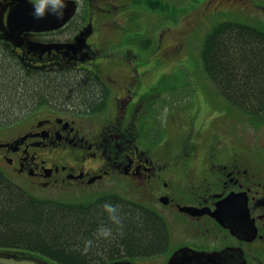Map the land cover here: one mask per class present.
I'll list each match as a JSON object with an SVG mask.
<instances>
[{"label":"flooded vegetation","instance_id":"flooded-vegetation-1","mask_svg":"<svg viewBox=\"0 0 264 264\" xmlns=\"http://www.w3.org/2000/svg\"><path fill=\"white\" fill-rule=\"evenodd\" d=\"M131 1L65 0L62 19H70L64 26L18 27L14 35L7 17L19 2L0 0V16L5 19L0 40H6L1 43L27 72L88 74L103 93L97 106L37 101L23 119L10 126V137L0 139V161L5 168L1 177L23 190L30 185L33 192L133 186L131 198L118 191L114 195L159 216L166 230L162 248L122 252L93 264H264V143L247 142L244 136L249 128L254 130L253 137L259 131L264 134V123L228 107L217 116L213 130H189L179 153L164 152L148 159L149 94L141 77L145 72L138 73L139 65H146L142 61L146 35L119 28L117 35L123 34L119 43L108 45L107 38L109 26H118L110 25L108 18L134 5ZM10 38H16L15 43ZM129 45L134 77L124 72L97 73L93 66L98 61L119 62ZM118 92L125 98L117 95L114 100L119 124H114L112 109L102 125L95 124L92 117L110 109L108 95ZM226 113L232 119L220 121ZM136 121L144 129L142 136L135 133Z\"/></svg>","mask_w":264,"mask_h":264},{"label":"trees","instance_id":"trees-1","mask_svg":"<svg viewBox=\"0 0 264 264\" xmlns=\"http://www.w3.org/2000/svg\"><path fill=\"white\" fill-rule=\"evenodd\" d=\"M2 45L0 41V116H17L18 122L45 100L68 107L99 104L103 93L94 77L29 73ZM201 60L227 110L234 107L263 122L264 27L216 24L203 41ZM165 234L158 215L114 194L82 203L44 200L0 175V252L44 257L56 264H93L122 252H155Z\"/></svg>","mask_w":264,"mask_h":264},{"label":"rangeland","instance_id":"rangeland-1","mask_svg":"<svg viewBox=\"0 0 264 264\" xmlns=\"http://www.w3.org/2000/svg\"><path fill=\"white\" fill-rule=\"evenodd\" d=\"M22 1L30 5L27 0ZM200 2L201 0H146V2L139 3L137 0H133L134 5L108 18H111L110 25H118L109 26L108 45H116L122 40L123 34L118 33L117 35L116 33L119 28L122 29L121 32L128 29L131 34L146 35V47H148L144 60H142L146 61V65L145 63L139 65V68H143H138V73L145 72L141 77H143L144 89L149 94L146 96V107H149L148 113L150 114V117L147 116L146 122L148 126H146V131H148L146 139L148 137L150 139H148L149 142L146 140V151L149 154L146 157L148 159L153 160L156 155L160 154L163 156L164 152L179 153L183 147V141L186 142L188 139L187 132L189 130L193 129L194 131L195 128L198 132L213 130V127L217 125V116L223 114V110H227L226 103L218 92L217 86L205 73L201 60L203 41L210 30L218 23L230 21L247 23L258 28L264 27V0H206L201 4ZM17 11L18 6L11 10L7 17V23L10 19L17 18ZM4 24L5 19L0 16V31ZM9 41L15 43L16 38H10ZM134 43L137 46L140 45L137 41ZM131 49L132 45H129L127 53L121 54L119 62H113V60L108 63L97 60L99 63L93 67L97 73L102 75L111 72H118V74L124 72L132 78L136 73L131 60ZM117 95L124 98V95L119 92L116 95H108V99L107 97L106 99L111 108H107L102 114L94 115L92 118H94L95 124L102 125L111 113V109L116 114L113 117L114 124H119L117 119L119 114L116 113L114 101ZM148 104L151 105L148 106ZM192 115L200 117L195 119ZM16 117L6 119L2 115L0 116V139L5 138L4 140H6L10 137V133L13 131L10 126L15 124ZM228 119H232V117L226 113L224 118L219 120ZM247 120H249L248 117ZM94 123L92 124L94 125ZM247 124L248 127H252L249 122ZM135 125V133L142 136L144 129L141 130L142 126H139L137 121ZM219 126L221 124L216 128ZM261 126L264 132V124ZM253 131L252 128L246 130L247 134L244 135L246 141L257 139V143H264V134L259 131V135L253 137ZM209 136L210 132L206 133V137ZM164 142L167 143L165 146H157ZM247 142L246 144H249ZM157 158L160 159L161 156ZM146 166L149 168V165ZM3 169H5L4 165L0 161V172ZM119 185V188L108 189L106 186H98V188L86 190H66L55 187L38 192H33L30 185H26L24 190L33 197L63 203L90 202L103 195L117 194L116 191L131 198L130 191L133 186L130 188L125 184Z\"/></svg>","mask_w":264,"mask_h":264},{"label":"water","instance_id":"water-1","mask_svg":"<svg viewBox=\"0 0 264 264\" xmlns=\"http://www.w3.org/2000/svg\"><path fill=\"white\" fill-rule=\"evenodd\" d=\"M18 2L20 5H18V11L16 12L17 18L10 19L12 20L11 26L13 25L14 28L11 34L14 35H17L16 29L18 28L19 25H23V23L28 24L27 28L29 29L36 28L37 30L39 29L38 28L39 25H48L51 29H57L64 26L70 18L69 16L66 19H60L58 21L57 18L56 19L53 18L55 15L52 14L51 9H49L42 19H37L36 16L34 15L35 13L34 5L30 6L28 5L27 2L22 0H18ZM50 18L52 19V21L50 20ZM0 264H49V263L35 257L22 256L18 254L0 253Z\"/></svg>","mask_w":264,"mask_h":264},{"label":"clouds","instance_id":"clouds-1","mask_svg":"<svg viewBox=\"0 0 264 264\" xmlns=\"http://www.w3.org/2000/svg\"><path fill=\"white\" fill-rule=\"evenodd\" d=\"M30 2L34 3V15L37 19H42L49 9H51L52 14L57 16V19H62L63 9L67 7L65 0H30ZM105 207L109 210V212H116L117 210L111 205H105ZM113 219H116V217H113ZM117 223H119V220H117Z\"/></svg>","mask_w":264,"mask_h":264},{"label":"bare ground","instance_id":"bare-ground-1","mask_svg":"<svg viewBox=\"0 0 264 264\" xmlns=\"http://www.w3.org/2000/svg\"><path fill=\"white\" fill-rule=\"evenodd\" d=\"M12 20H10V21H8V25L10 26V27H13V25L11 26V22ZM10 23V24H9ZM26 23H23V25H19L18 27H23V28H27L28 27V24H26Z\"/></svg>","mask_w":264,"mask_h":264}]
</instances>
